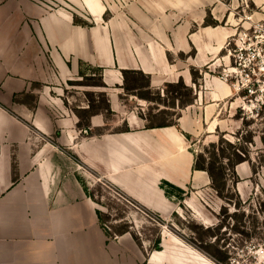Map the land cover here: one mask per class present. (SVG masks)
<instances>
[{"label":"crops","instance_id":"0c3cea01","mask_svg":"<svg viewBox=\"0 0 264 264\" xmlns=\"http://www.w3.org/2000/svg\"><path fill=\"white\" fill-rule=\"evenodd\" d=\"M213 3L0 0V264H169L154 259L166 241L174 261L192 260L189 247L178 249L159 229L155 240L146 237L151 252L132 227L108 232L90 193L104 180L165 217L189 189L210 186L189 151L204 120L194 115L185 126L191 117L182 110L181 129L146 128L124 99L137 96L123 71L141 72L162 93L182 79L195 90L191 106L209 100L205 108L216 106L217 115L233 89L206 74L230 36ZM81 63L103 70L99 92L111 109L92 115L88 128L78 127L74 107L88 109L89 100L80 107L65 96ZM193 70L205 72L199 90ZM177 141L181 166L172 159ZM90 175L98 181L86 182Z\"/></svg>","mask_w":264,"mask_h":264},{"label":"rangeland","instance_id":"374dc122","mask_svg":"<svg viewBox=\"0 0 264 264\" xmlns=\"http://www.w3.org/2000/svg\"><path fill=\"white\" fill-rule=\"evenodd\" d=\"M214 2L212 6H218L220 11L218 14L223 17L221 26L227 30L229 37L242 30L243 24L247 25V17L264 24V0H214ZM226 42L224 51L206 72L208 78L214 76L221 80L223 68L228 65ZM90 74L94 75L93 78L79 75L69 81L65 96L69 97L74 106L81 107L89 98L86 93L95 91L96 108H104L107 97L99 92L101 87L88 86L99 83V73L93 71ZM194 80L193 86L199 90L204 78L196 74ZM216 82L219 83L217 79ZM224 84L230 87V83ZM133 85L142 87L145 82L141 80L138 83L134 82ZM179 90L183 93L181 89ZM156 91L152 90L155 93ZM193 91L195 93L194 89ZM124 99L129 108H134L143 115L150 113V107H154L155 113L165 109V106L157 102L139 101L141 100L139 97L127 96ZM206 103L197 107L189 105L190 107L183 109L185 117H191L183 120L185 126L187 123L191 124L194 115L204 120L205 124L199 126V133L195 138H191L189 151L196 155L204 152L210 143L225 139L238 145L237 149H232L227 143H223L222 147L225 148L227 155L236 150L249 157V162L237 166V174L233 173L232 166H226L224 171L228 181L222 197L210 186L199 185L195 189H189L187 197L176 200L177 210H163L168 214L162 217L160 212L129 202L104 180L98 181L90 175L85 181L90 184L98 181L92 192L105 211L102 217L111 230L117 232L127 225L137 232H142L141 236L149 252L153 250L149 248L150 243L146 237L155 240L156 230L159 229L161 237H167L170 242H175L173 246L178 249L189 247L186 252L192 255V260L174 261L170 256L175 264H264V107L253 108L249 99L239 97L234 91L224 99L223 108L213 117L212 111L216 106L205 108L209 100ZM177 112L159 114L156 121H171ZM177 126L181 129L179 124ZM176 145L178 149L184 147L178 141ZM180 152L179 149L172 159L181 166ZM205 154L209 160L210 153ZM169 161L166 159L162 162L170 163ZM224 161L226 164V160ZM177 165L175 166L178 167Z\"/></svg>","mask_w":264,"mask_h":264},{"label":"trees","instance_id":"16d2710c","mask_svg":"<svg viewBox=\"0 0 264 264\" xmlns=\"http://www.w3.org/2000/svg\"><path fill=\"white\" fill-rule=\"evenodd\" d=\"M210 23V21H209ZM215 24V23H212ZM93 71H96L99 73V83L91 84L88 86L93 87H104L105 84L102 80V72L103 70L98 67H93L85 63L80 64V76H86V78H93L90 73ZM124 77H125V89L128 93L136 95L139 97V99L145 100L149 103H158L159 105L165 106V109L160 110L159 112H154V107H150L149 111L150 113L148 115L140 114V117L146 121V128H165V127H173L177 126L178 119L181 116V111L185 109V107L194 104V102L197 99L196 94L193 91V88L187 86L184 81L181 79L177 83H167L164 87V93H162L160 90H157L156 93L152 92L153 89L150 88V79L146 76H144L141 72L138 71H129L124 70L123 71ZM193 74V81L195 82V75L198 74L203 77V72L199 73V71L195 72L192 71ZM144 80L145 85L135 86L133 85L134 82L138 83L139 81ZM181 89L183 91L180 92ZM165 94V95H164ZM88 100H89V108L88 109H78L74 107V111L79 117L80 121L78 123V127L80 128H88L89 127V119L94 114H99L100 112L106 111L107 114H111L110 105L108 102V99H106V104L104 108L97 109L95 104V94L93 92L86 93ZM91 95V100H90ZM147 95V96H146ZM156 98H155V97ZM154 97V98H153ZM176 109L179 111L177 112ZM169 112H177L174 119L171 121H160L157 122L156 119L159 117V114H166L168 115ZM185 136L189 138L188 135L185 134ZM223 143H227L229 148L237 149L238 145L236 143H232L230 141H227L225 139H220L217 143H210L204 150V152L199 153L195 156V162H194V169L204 171L208 174L210 178V188L215 190L219 196H223V191L226 189L227 186V177L224 169H226V166L233 167L234 168V174L236 173V168L242 163L249 162V157L247 154L241 152V151H234L231 155H227L226 150L223 146ZM205 152L210 153V159L208 160L206 157ZM219 159H222L219 160ZM226 160V164L225 161ZM224 171V172H223ZM113 189H115L121 196H123L125 199H127L129 202L133 203L134 205L138 204L131 198L127 197L124 193H122L119 189L109 184ZM90 195L95 198L93 192L90 193ZM180 198H183V194H179ZM103 214L105 212L99 211L98 215L100 218L101 223L105 227V229L108 232H111L112 234H123L130 231V227L127 225L125 227H122L119 231H112L111 227L103 220ZM159 243V240L156 242Z\"/></svg>","mask_w":264,"mask_h":264},{"label":"built area","instance_id":"2783aa9c","mask_svg":"<svg viewBox=\"0 0 264 264\" xmlns=\"http://www.w3.org/2000/svg\"><path fill=\"white\" fill-rule=\"evenodd\" d=\"M249 21V22H248ZM226 42L228 65L223 68L221 80L230 83L235 94L249 99L253 108L264 107V24L247 17Z\"/></svg>","mask_w":264,"mask_h":264},{"label":"bare ground","instance_id":"6f19581e","mask_svg":"<svg viewBox=\"0 0 264 264\" xmlns=\"http://www.w3.org/2000/svg\"><path fill=\"white\" fill-rule=\"evenodd\" d=\"M175 160V159H174ZM166 250H165V252L164 253H162V254H156V259H158V260H167L168 262H169V264H173V261H172V259H171V255L169 254L170 253V250H169V245H168V243H167V241H166Z\"/></svg>","mask_w":264,"mask_h":264}]
</instances>
